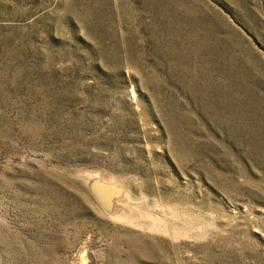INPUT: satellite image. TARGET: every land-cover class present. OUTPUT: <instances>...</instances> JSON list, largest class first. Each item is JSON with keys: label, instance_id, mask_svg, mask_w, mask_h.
<instances>
[{"label": "rangeland", "instance_id": "1", "mask_svg": "<svg viewBox=\"0 0 264 264\" xmlns=\"http://www.w3.org/2000/svg\"><path fill=\"white\" fill-rule=\"evenodd\" d=\"M0 264H264V0H0Z\"/></svg>", "mask_w": 264, "mask_h": 264}, {"label": "bare ground", "instance_id": "2", "mask_svg": "<svg viewBox=\"0 0 264 264\" xmlns=\"http://www.w3.org/2000/svg\"><path fill=\"white\" fill-rule=\"evenodd\" d=\"M125 202H126V201H125ZM129 208H130V207H129ZM125 211H126V210H125ZM131 211H132V210H131ZM140 213H141V212H140ZM129 214H130V213H129ZM131 214H132V213H131ZM136 214H137V213H135L134 215H136ZM141 214H142V213H141ZM121 215H122L121 217H122L123 219H124V218H127V217H125V215H123V214H121ZM132 215H133V214H132ZM132 215H131V216H132ZM142 215H143V214H142ZM147 215H149V213H148ZM150 215H151V214H150ZM144 216H145V215H144ZM151 216H152V215H151ZM153 216H154V215H153ZM153 216H152V217H153ZM148 217H149V216H148ZM148 217H147V219H148ZM152 217H151V218H152ZM134 218H135V216H134ZM151 218H150V219H151ZM153 218H154V217H153ZM139 219H140V217H139ZM121 220H122V219H121ZM124 220H126V219H124ZM152 220H153V219H152ZM156 220H157V218H156ZM134 221H135V220H133V222H134ZM137 221H138V219H137ZM138 222H139V221H138ZM150 222H151V221H150ZM156 222H157V221H156ZM135 223H137V222H135ZM154 223H155V222H154ZM159 223L161 224V222H159ZM159 223H158V224H159ZM144 224H145V223H144ZM158 224H156V225H158ZM147 225H148V224H147ZM150 225H151V224H150ZM136 226H138V225H136ZM153 226H154V225H153ZM163 226H164V224H163ZM165 226H166V225H165ZM148 227H149V226H148ZM150 227H151V226H150ZM155 227H156V226H155ZM158 227H159V225H158ZM158 227H156V228H158ZM166 227H167V226H166ZM160 228H162V227H160ZM148 229H149V228H148ZM151 229H152V228H151ZM151 229H150V230H151ZM165 229H167V228H165Z\"/></svg>", "mask_w": 264, "mask_h": 264}, {"label": "water", "instance_id": "3", "mask_svg": "<svg viewBox=\"0 0 264 264\" xmlns=\"http://www.w3.org/2000/svg\"><path fill=\"white\" fill-rule=\"evenodd\" d=\"M112 190H114V189H112Z\"/></svg>", "mask_w": 264, "mask_h": 264}]
</instances>
